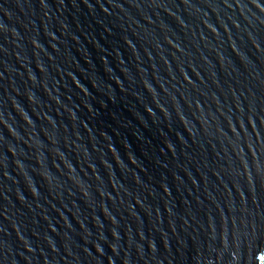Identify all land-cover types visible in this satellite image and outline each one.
Returning <instances> with one entry per match:
<instances>
[{"label":"water","instance_id":"95a60500","mask_svg":"<svg viewBox=\"0 0 264 264\" xmlns=\"http://www.w3.org/2000/svg\"><path fill=\"white\" fill-rule=\"evenodd\" d=\"M0 264H264V0H0Z\"/></svg>","mask_w":264,"mask_h":264}]
</instances>
